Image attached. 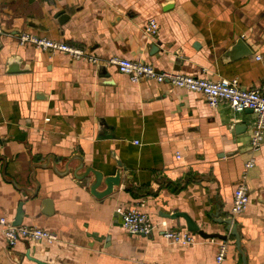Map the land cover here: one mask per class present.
<instances>
[{
	"label": "crops",
	"instance_id": "1",
	"mask_svg": "<svg viewBox=\"0 0 264 264\" xmlns=\"http://www.w3.org/2000/svg\"><path fill=\"white\" fill-rule=\"evenodd\" d=\"M60 11L69 15L62 24ZM151 19L160 25L155 35L145 31ZM0 26L62 40L101 59L120 56L160 71L236 78L244 88L264 85V0H0ZM0 36V215L14 222L24 202L22 224L59 236L52 244L23 240L10 247L0 233V264H218L223 241L229 249L221 264H242L231 235L198 237L189 246L166 239L162 222L187 227L184 218L161 212H186L203 229L228 233L215 219L232 216L234 190L252 156L256 112H236L227 102L213 108L202 94L165 83H134L115 66L106 82L98 65L21 45L18 34ZM241 38L253 53L228 57ZM14 58L24 72H8ZM100 119L119 137L100 135ZM238 122L246 128L237 131ZM77 152L106 175L116 173L118 157L126 166L121 187L97 198L89 179L39 166L31 182L32 163L53 154L62 166ZM255 162L250 204L235 221L248 264H264V142ZM35 185L36 196L24 189ZM142 199L160 223L151 236L130 234L116 211Z\"/></svg>",
	"mask_w": 264,
	"mask_h": 264
},
{
	"label": "built area",
	"instance_id": "2",
	"mask_svg": "<svg viewBox=\"0 0 264 264\" xmlns=\"http://www.w3.org/2000/svg\"><path fill=\"white\" fill-rule=\"evenodd\" d=\"M159 28L158 21L151 19L146 25L145 31L151 35H155ZM5 33L0 26V35H4ZM18 38L21 45L31 44L46 51L63 52L72 59H83L95 65L107 64L108 66H115L120 73L128 75L134 83L141 81L165 83L168 86L181 87L198 92L205 97L208 104L213 108H217L221 103L227 102L236 112H244L247 109H252L258 115L251 138L252 156L245 162L244 173L234 190L232 217H237L248 208L250 204L249 170L255 166V152L260 149L264 142V85L244 88L236 78L232 80L227 78L213 80L174 70L160 71L150 63L120 56L101 59L84 48L28 31L19 33ZM176 157L181 159L182 156L177 153ZM145 208L146 200L142 199L132 208L125 210L122 208L116 209L122 216L123 228L130 234H143L147 236L153 233L156 228L160 227V223H155ZM161 226L164 227L162 234L166 239L182 246L192 245L200 237L187 228H166V222H162ZM0 233L6 238L10 247L15 246L23 240L52 244L59 238L57 232L47 227L24 224L16 225L4 215H0ZM228 249L229 247L226 241H223L219 245L216 256L218 264H221L225 260Z\"/></svg>",
	"mask_w": 264,
	"mask_h": 264
},
{
	"label": "water",
	"instance_id": "3",
	"mask_svg": "<svg viewBox=\"0 0 264 264\" xmlns=\"http://www.w3.org/2000/svg\"><path fill=\"white\" fill-rule=\"evenodd\" d=\"M69 15L66 14L64 11L58 12L56 14V18H58L59 22L62 24L68 19ZM28 24L31 27L35 28H42V24H40L37 20H29ZM4 32L9 34H19L22 32L21 29H7L6 27H2ZM2 46V40L0 36V47ZM253 52L249 48V46L245 43V41L241 38L238 39L235 46L227 53V56L234 59H240L242 57H246L248 55H251ZM19 61L17 62L16 59H11L10 63H8V72L9 73H18V72H24V69H21L19 66ZM180 68L175 67V70H179ZM97 72L100 77L104 79L106 82H110L112 80L111 73L109 71V66L107 64H99L97 67ZM41 96L42 94L39 93ZM246 114L253 113L254 111L252 109H247L244 111ZM246 123L244 122H238L235 125V128L237 131L241 129L246 128ZM110 129V134H107L104 129ZM114 128L112 126H109L106 122H104L103 119L99 120V134L104 137H114L118 138L119 136H116L114 134ZM111 135V136H107ZM118 169L116 170V173L113 175H106L101 170H98L94 168L91 165H85V158L80 154L79 152L72 154L69 157H64L61 162H63L62 166H59V162H57L55 155L50 154L48 155L43 161L32 163L33 168V176L31 177V182L34 184L35 178V167L39 166L42 168H48L52 167L58 174L60 175H66L71 173L73 177L78 181H83L85 179H89V189L93 195H95L97 198H103L106 197L113 192H115L117 189H119L122 185L123 180V172L126 170V166L123 164V162L115 156ZM74 161H77L76 165L73 166L72 163ZM105 185L103 189H101V186ZM19 187V186H18ZM23 188V187H20ZM26 189L32 196H36L39 188L35 185L34 190H28ZM50 203L51 202H47ZM24 202H21L17 211V216L15 218L14 223L16 225L22 224L23 218L25 216V212L23 210ZM46 215H49L50 212L45 211ZM161 215L166 218L171 219H177V218H184L186 222V227L188 230L193 232L194 234H198L200 237L205 239H213V238H219L221 240H227L228 237L234 236L236 239V246L240 254L242 255V264H248L246 253L244 252V249L242 247L241 243V235L238 230V225L235 221V218L230 216L227 218H218L215 219L216 222L224 223L226 224V229L228 233L222 234L219 232H209L201 227V225L194 220L188 213L186 212H173V213H165L161 212ZM143 235V234H142ZM151 234L147 236H151ZM146 236V235H144Z\"/></svg>",
	"mask_w": 264,
	"mask_h": 264
}]
</instances>
